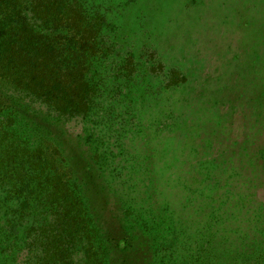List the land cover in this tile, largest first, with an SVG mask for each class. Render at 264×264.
Here are the masks:
<instances>
[{
    "label": "rangeland",
    "instance_id": "1",
    "mask_svg": "<svg viewBox=\"0 0 264 264\" xmlns=\"http://www.w3.org/2000/svg\"><path fill=\"white\" fill-rule=\"evenodd\" d=\"M99 5L115 43L100 98L86 118H53L45 130L83 182L105 264H204L207 227L229 221L232 190L264 215V0ZM215 174L231 183L211 185ZM15 205L0 193V251ZM44 244L32 237L0 264H61ZM87 249L69 264H88Z\"/></svg>",
    "mask_w": 264,
    "mask_h": 264
},
{
    "label": "trees",
    "instance_id": "2",
    "mask_svg": "<svg viewBox=\"0 0 264 264\" xmlns=\"http://www.w3.org/2000/svg\"><path fill=\"white\" fill-rule=\"evenodd\" d=\"M110 28L96 0H0V193L16 203L12 216L18 221L7 229L8 246L0 255L11 251L13 263L35 237L48 251L53 246L61 264H69L81 244L88 264H105L83 182L45 128L53 118H86L95 108L104 88L99 68L115 50ZM134 58L122 69L129 70ZM228 181L215 174L211 185ZM230 194L235 209L226 215L229 221L224 228L218 220L207 227L204 264H264V215L253 216L239 187Z\"/></svg>",
    "mask_w": 264,
    "mask_h": 264
}]
</instances>
